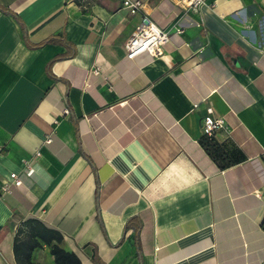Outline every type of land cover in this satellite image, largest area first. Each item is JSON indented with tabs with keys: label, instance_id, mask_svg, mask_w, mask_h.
Returning <instances> with one entry per match:
<instances>
[{
	"label": "crops",
	"instance_id": "obj_1",
	"mask_svg": "<svg viewBox=\"0 0 264 264\" xmlns=\"http://www.w3.org/2000/svg\"><path fill=\"white\" fill-rule=\"evenodd\" d=\"M121 1L0 0V264L26 220L81 264H264V0ZM142 17L168 40L126 60Z\"/></svg>",
	"mask_w": 264,
	"mask_h": 264
},
{
	"label": "built area",
	"instance_id": "obj_2",
	"mask_svg": "<svg viewBox=\"0 0 264 264\" xmlns=\"http://www.w3.org/2000/svg\"><path fill=\"white\" fill-rule=\"evenodd\" d=\"M205 0H177V4L196 13L198 8L204 4ZM141 2L139 0H122L121 7L126 10L129 15L135 14L141 8ZM180 33V31H176ZM167 32L159 29L153 23L149 22L145 17H142L134 28L130 36L125 41L123 48L125 52V59L131 60L140 54H147L152 58L160 57L162 55V48L166 44ZM193 108L196 104L192 105ZM64 115L68 114V111L64 109L62 111ZM210 108L205 109V116L201 119V133L206 137H211L220 129H225L222 118H213ZM57 122L54 121V124ZM27 168V175L32 173L31 168ZM9 184L13 188H18L21 185V181L16 174H10ZM2 192L8 191V186L1 188Z\"/></svg>",
	"mask_w": 264,
	"mask_h": 264
},
{
	"label": "trees",
	"instance_id": "obj_3",
	"mask_svg": "<svg viewBox=\"0 0 264 264\" xmlns=\"http://www.w3.org/2000/svg\"><path fill=\"white\" fill-rule=\"evenodd\" d=\"M212 137L213 136L206 137L202 135L201 140L211 142ZM201 140L198 143L199 147L217 166L208 151L202 147ZM217 169L222 170L219 168ZM16 233L17 235L15 236L12 245L16 264H33L31 262V254L34 249L40 248L42 245L49 247V252L53 257L54 264H81L75 254L67 252L60 247L62 235L56 230L45 227L37 220L24 221Z\"/></svg>",
	"mask_w": 264,
	"mask_h": 264
}]
</instances>
